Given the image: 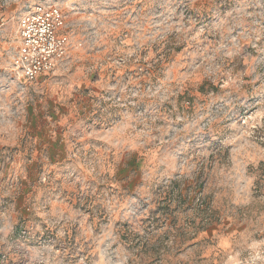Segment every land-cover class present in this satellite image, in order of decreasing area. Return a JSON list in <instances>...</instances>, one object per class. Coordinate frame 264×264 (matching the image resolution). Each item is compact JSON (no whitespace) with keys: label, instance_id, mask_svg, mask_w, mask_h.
<instances>
[{"label":"rangeland","instance_id":"374dc122","mask_svg":"<svg viewBox=\"0 0 264 264\" xmlns=\"http://www.w3.org/2000/svg\"><path fill=\"white\" fill-rule=\"evenodd\" d=\"M36 2L69 45L27 83ZM0 264H264V0H0Z\"/></svg>","mask_w":264,"mask_h":264},{"label":"built area","instance_id":"2783aa9c","mask_svg":"<svg viewBox=\"0 0 264 264\" xmlns=\"http://www.w3.org/2000/svg\"><path fill=\"white\" fill-rule=\"evenodd\" d=\"M65 26V16L57 5L36 2L25 7L17 18V42L10 60L11 71L19 80L34 82L63 60L69 45Z\"/></svg>","mask_w":264,"mask_h":264}]
</instances>
